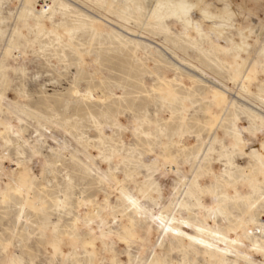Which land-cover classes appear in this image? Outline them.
Returning a JSON list of instances; mask_svg holds the SVG:
<instances>
[{"label": "rangeland", "instance_id": "obj_1", "mask_svg": "<svg viewBox=\"0 0 264 264\" xmlns=\"http://www.w3.org/2000/svg\"><path fill=\"white\" fill-rule=\"evenodd\" d=\"M187 2L207 5L214 15L222 4ZM250 2L258 11L260 0ZM188 4L183 0H36V8L51 10L38 17L26 0H0V70L14 69L12 85L23 81L24 71L32 77L40 75L39 87L44 91L39 95L33 79L31 87L25 85L27 98H21L18 89H5L0 79V241L15 240L7 256L14 254L35 264L93 259L88 253L99 252L100 245L85 251L95 237L82 221L95 209L92 201L103 212L106 199L109 209L122 212L119 222L128 226L134 222L144 241L131 253L140 264L165 260L211 264L210 257L215 258L198 244L167 237L159 223L161 211L166 219L175 216L193 235L223 238L241 255L264 260L249 247L256 239L235 233L240 223L247 222L241 219L243 198L251 194L246 181L259 175V157L264 153V73L254 76L249 91H243L247 77L240 74L256 63L259 52L256 48L237 51L238 32L223 27L218 19H200L199 7L186 13ZM189 16L198 20L201 33L188 23ZM215 90L221 92L218 99ZM89 91L95 98L83 97ZM129 101L151 120L158 113L162 122L170 120L166 126L172 130L187 116L184 151L166 171L152 164L155 158L150 151L141 153L137 148L144 146L127 131L131 112L119 117L123 133L114 126L115 113L122 104L126 109ZM209 121L212 127H206ZM5 152L9 159L4 158ZM17 156L27 161L34 178L31 191L19 194L17 184L6 179L22 170L12 162ZM86 157L92 158L95 168L86 167ZM104 173L113 176L112 183L102 181ZM126 175L132 177L127 182ZM116 185L139 199L154 218L121 201ZM81 200L89 202L87 208L81 207ZM60 201H66L67 207L61 208ZM217 203L228 215L201 214L202 205L213 208ZM180 204H186L189 212L181 210ZM77 218L81 239L74 248L69 235ZM258 218L264 221L257 212ZM114 254L127 261V246L117 243ZM7 256L0 252V264ZM217 258L225 264H247L235 257Z\"/></svg>", "mask_w": 264, "mask_h": 264}, {"label": "snow or ice", "instance_id": "obj_2", "mask_svg": "<svg viewBox=\"0 0 264 264\" xmlns=\"http://www.w3.org/2000/svg\"><path fill=\"white\" fill-rule=\"evenodd\" d=\"M28 6H26L27 8ZM57 6L53 5L52 8L55 9ZM159 7V6H158ZM186 10L190 11L194 8H201L204 14L207 16V5L203 4H188L184 6ZM46 11H51L46 9ZM222 21V26L231 28L233 31L239 33V44L237 45V51H244L247 49L256 48L259 52L260 58L256 61L255 64H249L244 67V71L240 74L247 77L248 81H251L255 75L264 73V0H260V8L257 9L252 5L250 0H222L221 7L217 10L216 15L212 17ZM11 51V50H10ZM18 59V58H17ZM239 59V56H237ZM14 69L9 67H4L0 72L2 76L0 79L3 80L4 88L8 89L12 87L14 91L18 89V94L21 98L26 97L25 85L31 87L29 83L31 80L38 82L36 85L39 95L43 96L44 91L39 87L40 84H43L40 75L32 77L30 73L24 71L23 81L17 80L15 85L11 84L10 73ZM19 71V69H15ZM239 71V69H238ZM261 92L264 94V84L261 85ZM74 95L80 96L79 92H75ZM122 100H128L127 97H122ZM165 105L168 104V101H164ZM122 110L115 113V127H119L121 133L125 131V128L120 124L119 117L121 115H126L128 112H131L132 115L129 116L131 123L128 124L127 131H129L136 140L140 141V144H143V148H140V145H137V148L140 149V152L150 151L151 155L155 158L152 161L153 165L159 167L163 166V170L166 171L169 164H175L179 160L180 152L184 151L183 140L184 137L189 135V131L185 129L184 125L187 123V116L181 120V126L178 129L172 130L169 129L166 125L171 121H161L159 119V113L155 120H151L148 116L141 111L139 108L132 106L129 101V106L125 109L123 104L121 106ZM95 120V117H91ZM264 124V121H262ZM8 127L7 125H5ZM97 126L100 127V122L97 123ZM211 121L208 122L206 127H212ZM264 131V127L261 129ZM19 135V133H14ZM237 143L239 142L238 132L235 136ZM5 147L8 145V140L4 141ZM176 154L173 155L172 153ZM5 159H9L7 152H5ZM260 161V172L257 177H253L251 180L246 181L250 186V195L243 198V203L241 205V211L243 213L241 219L246 220L248 224L255 223L257 212L264 216V153H261L259 157ZM12 162L19 171L18 176L14 172L10 176L6 177L9 180V183L15 182L17 184V192L22 193L25 190L31 191L33 187V176L30 171L27 170L25 159L17 157L12 158ZM111 163V158L109 159ZM52 167H58V165L53 164ZM119 170V169H117ZM132 177L126 175L125 182H127ZM117 183H119L117 181ZM258 185V188H257ZM239 195V194H237ZM238 202V201H234ZM94 205L95 210L90 212L88 216H85L83 219V224L88 228L89 232L95 239L90 240L85 245V251L91 248L96 249L97 243H99L100 248L99 252L93 251L88 253L94 258L88 261H76L73 260L71 264H140L139 260L132 259V249L138 248V246L144 243L143 240L138 236L137 230L135 228L134 222L133 225H123L119 222V217L122 215V212L118 208L109 209L107 200L105 199L103 204V211L110 212V215L105 218L103 212L100 210L101 205L97 204L95 201L91 202ZM133 207H137L135 201H129ZM89 202L82 200L81 207H88ZM59 205L61 208H66V201H60ZM140 209L137 207V213L139 214ZM76 225L81 223V219H76ZM93 225L96 227V231H92ZM261 233L260 241L258 244H250L249 247L254 254H259L261 257H264V223L259 227ZM98 233V234H97ZM247 235H251L247 233ZM69 239L73 242V247L77 248L78 242L81 239L79 234V229L73 227L70 230ZM238 241H234L237 243ZM15 240L5 239L0 241V252H3L6 256L9 252V249L14 246ZM117 243H122L127 246L129 256L127 261H122L114 254V249L117 246ZM244 244H241V247H244ZM111 255V259H105L106 256ZM245 260L247 264H264V260L259 262L254 260L252 256H246ZM3 264H35V261L28 262L20 260L14 254L7 256L3 261ZM161 264H171L170 261H161Z\"/></svg>", "mask_w": 264, "mask_h": 264}, {"label": "bare ground", "instance_id": "obj_3", "mask_svg": "<svg viewBox=\"0 0 264 264\" xmlns=\"http://www.w3.org/2000/svg\"><path fill=\"white\" fill-rule=\"evenodd\" d=\"M35 1L36 0H26V2L29 3V5L31 6V10L35 13V15H37L38 17L44 16L47 13V11H46L47 7L45 6V7H42L41 9L36 8L35 7ZM183 1H184V3L188 4L187 0H183ZM218 2L222 3V0H218ZM163 5H164V1H160L159 2V7H162ZM185 12L189 13L188 10H185ZM207 12H208V15L206 16L204 14L203 10L200 8L199 11H198L199 18L200 19L202 18V20L214 19L212 17H214L215 15L210 13L208 8H207ZM188 19H189V21H188L189 24H192V25L196 26L197 33L198 34L201 33L202 30H201V26H200L198 20L194 19L192 16H189ZM196 48H197L198 51L203 52V50L199 49L197 46H196ZM253 82H254L253 79L251 81H248L247 79L244 80L242 82L243 91L244 90L245 91H249L250 85ZM213 94H214V97L216 99H218V96H220L221 92H219L218 90H215ZM83 97H85V98H95V96L93 95V93L91 91L85 93L83 95ZM258 120L262 121L261 119H258ZM262 148L264 149V145H263ZM91 159L92 158H90V157L87 158V160H89V165H86V167L88 169H92V168L96 167V164ZM106 163H107V161H106ZM101 178H102V181H105V182L113 181V176L112 175L109 176L108 174H105V173L102 175ZM115 178L116 177H114V179ZM115 183L117 185H119V184L121 185V183H117V182H115ZM257 188H258V185H257ZM116 191L117 192L119 191L118 195H119V198H120L121 201H124V202H127V203H129V201H135L137 207L140 209V212L144 213L147 217H150L152 219L154 218V215L152 213H149V211L146 210L145 207H143L140 204L139 199H133L132 197L129 196L128 193L123 192L121 190V188L118 187V186L116 188ZM81 201H80V204H81ZM137 207H133V208L137 211ZM180 208H181V210H183L185 212L186 211L189 212V208H188V206L186 204H180ZM94 210H91V212L94 211ZM201 210H202L201 214H207V213L209 214L211 212H216V213L218 212L222 216L228 215V211L226 209L222 208V206H220L218 203L215 206H213V208H209V207H206V206L202 205L201 206ZM103 213L106 214V212H104V211H103ZM108 215H110V214H108ZM158 218H159V223L163 226L164 233H165V235L167 237H173V238H177L179 240L181 239V241L183 243H187V244H193V243L198 244L201 247L205 248L206 251H210L212 254H214L215 258L210 257L211 264H225L224 262H222L220 259L217 258L218 255L219 256H223L226 260H229V258H231V257H235L236 259L245 260V256L241 255L238 252V250L235 247V245L233 243H231V242H228L227 240H225L223 238L213 237L212 240H207L201 235H193V234H191L190 232L186 231L183 228V226H185L184 223H178L177 222L175 216L173 218L166 219L165 216L163 215L162 211L159 212ZM262 223H264V221L260 220L259 218L256 219L255 223H252V224H248L247 222L240 223L239 227L237 228L238 230L235 233H238V234L244 233L248 238H249V235H247V233H250L251 234L250 235V239H252V238L256 239V242L254 244H258L261 241H260V237L258 236L257 233L258 232L260 233L259 227H260V225ZM77 226L78 225H76V223H75V227H77ZM249 227H254L256 232H254V230L253 231H249ZM239 238H240V236L238 235L236 239H239ZM218 244H222L224 247H219Z\"/></svg>", "mask_w": 264, "mask_h": 264}]
</instances>
